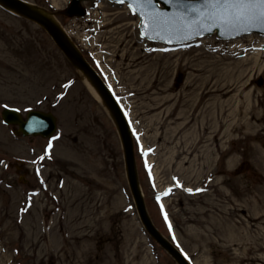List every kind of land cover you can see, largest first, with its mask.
Here are the masks:
<instances>
[{"label": "rangeland", "instance_id": "obj_1", "mask_svg": "<svg viewBox=\"0 0 264 264\" xmlns=\"http://www.w3.org/2000/svg\"><path fill=\"white\" fill-rule=\"evenodd\" d=\"M21 1L57 19L121 105L158 234L190 264H264V36L172 48L143 39L125 4L85 2L70 17V0ZM79 72L0 3V114L57 118L46 140L15 137L0 115V264H179L145 229L114 116Z\"/></svg>", "mask_w": 264, "mask_h": 264}, {"label": "water", "instance_id": "obj_2", "mask_svg": "<svg viewBox=\"0 0 264 264\" xmlns=\"http://www.w3.org/2000/svg\"><path fill=\"white\" fill-rule=\"evenodd\" d=\"M0 1L11 9L42 25L50 34V36L54 39L56 44L61 48V50L64 51V53L81 69V71H83V73H87L94 80L101 95L103 96L106 103L114 113L125 150V159L129 184L143 223L145 224L149 232L152 234V236L177 260L179 264H187L183 260V257L180 255V253L161 238V236L155 231V229L152 227L151 223L147 218L137 186L131 141L127 133L125 123L117 109V106L113 101L112 97L105 89L103 83L99 80L92 68L85 62L81 55L63 37L57 27L48 20L47 16H45L41 12H37L25 6L23 3L17 0ZM81 1L83 0H71L67 10L65 11V14L69 16H82L84 14V11L80 7ZM112 1L121 2V0ZM123 2L128 3V6L137 14L140 20V30L142 35L151 40H160L168 43H177L187 41L201 35L212 34L214 31H217L218 36L224 39L235 38L252 32L264 34V26L259 25L254 27L236 28L225 27L222 25L220 27H212L211 31H206L205 29L209 27L212 22L200 18L199 23L192 24V21L198 19L196 14L189 15L188 19L185 21H181L177 18H174L172 21L169 22V24L165 25L163 28L154 29L152 21L146 14L147 11H151L150 8L142 10L136 5L134 0H123ZM187 2L190 4H197L200 3L201 0H187ZM154 4L156 6V10H159L161 12L171 14L176 10L173 5L167 2V0H154ZM160 4L163 6V8L159 7ZM201 24L203 25V27H201ZM177 26L182 27L183 31L176 32L174 29ZM169 30H171V32ZM197 32L199 33L198 35L196 34ZM189 33H191L190 36L188 35ZM186 36H188V38H184ZM1 116L5 124L17 126V129L14 131L15 135L21 134L22 136H41L43 138H46L50 137L55 130V118L50 113L29 111L26 115V119L24 120L17 110L6 108L1 112Z\"/></svg>", "mask_w": 264, "mask_h": 264}, {"label": "snow or ice", "instance_id": "obj_3", "mask_svg": "<svg viewBox=\"0 0 264 264\" xmlns=\"http://www.w3.org/2000/svg\"><path fill=\"white\" fill-rule=\"evenodd\" d=\"M134 2L142 10L151 9L146 14L152 21L154 29L163 28L174 18L185 21L191 14H196L198 17L197 20L191 22L192 24L199 23L200 18L212 22L205 29L206 31H211L212 27L222 25L230 28L264 26V0H201L197 4H190L187 0H167L176 9L171 14L156 10L154 0H134ZM201 27H203L202 24ZM174 30L176 32L183 31L182 27L179 26L175 27ZM169 31L171 32V30ZM188 35L190 36L191 33ZM184 38H188V36ZM170 192L171 189L163 195L167 196ZM159 199L160 197H157L158 201ZM161 210L163 211L162 205ZM165 220L167 221L166 214ZM169 229L171 230V225H169Z\"/></svg>", "mask_w": 264, "mask_h": 264}, {"label": "bare ground", "instance_id": "obj_4", "mask_svg": "<svg viewBox=\"0 0 264 264\" xmlns=\"http://www.w3.org/2000/svg\"><path fill=\"white\" fill-rule=\"evenodd\" d=\"M29 7H31L32 9L35 8L37 11H40L41 13H44L48 20L50 22H52L58 29L59 31L64 35V32L63 30L60 28L59 24H58V21L57 19L52 15L50 14L48 11H46L45 9H40V8H36L35 6L33 5H30V4H27ZM80 76L82 77L83 81H84V84L86 86V88L88 89L89 93L91 94V96L99 101V102H103L104 104H106L103 96L101 95L100 91L98 90V88L95 86V84L93 83V80L90 78V76L87 74V73H83L79 72ZM107 89L109 90V92L111 93V95H113V92L110 90V88L108 87V85L105 83ZM209 92L211 91H207V92H203V96L202 98H205V96L207 95H211ZM228 94V91H225V92H222L221 95L224 97ZM224 102H219V106H223ZM119 107H121V105L118 103ZM110 110V109H109ZM111 111V110H110ZM163 112V111H162ZM162 112H160V115L162 114ZM112 113V112H111ZM206 114H208V112H206ZM186 113L184 111H181V112H178V113H175L174 109L167 112L166 114V119L170 118L172 120H177V119H182V118H185L186 116ZM188 115V114H187ZM175 116V117H174ZM190 118H193L194 119V112L190 115H188ZM114 121H116L114 119ZM181 131V130H180ZM34 137H38V138H42L41 136H34ZM139 189L141 190V187L139 186Z\"/></svg>", "mask_w": 264, "mask_h": 264}]
</instances>
